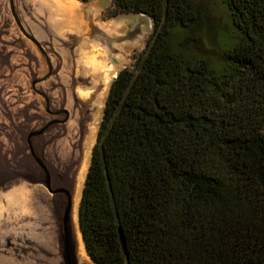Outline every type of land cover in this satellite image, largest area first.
<instances>
[{"label": "trees", "instance_id": "obj_1", "mask_svg": "<svg viewBox=\"0 0 264 264\" xmlns=\"http://www.w3.org/2000/svg\"><path fill=\"white\" fill-rule=\"evenodd\" d=\"M110 1L109 18L145 15L152 32L105 100L79 205L88 253L264 264V0H221L240 37L218 64L171 43L199 21L188 0Z\"/></svg>", "mask_w": 264, "mask_h": 264}, {"label": "water", "instance_id": "obj_2", "mask_svg": "<svg viewBox=\"0 0 264 264\" xmlns=\"http://www.w3.org/2000/svg\"><path fill=\"white\" fill-rule=\"evenodd\" d=\"M28 9L22 0H0V227L11 212L20 218L24 195L41 235L28 242L24 264H98L79 221L97 137L85 167L95 112L91 96L98 90L83 96L74 75L75 47L53 38Z\"/></svg>", "mask_w": 264, "mask_h": 264}, {"label": "rangeland", "instance_id": "obj_3", "mask_svg": "<svg viewBox=\"0 0 264 264\" xmlns=\"http://www.w3.org/2000/svg\"><path fill=\"white\" fill-rule=\"evenodd\" d=\"M188 1L195 7L199 21L197 24H191L184 35L179 36L176 33L171 43L186 41L192 54L208 58L213 64H218L222 60L223 52L229 47L227 42H237L240 36L232 28L228 12L221 0ZM78 5L85 21L91 26V33L88 36L89 49L93 51L92 56L95 57L97 65L91 73L95 79L83 72L79 65L74 66V75L82 93L84 91L91 95L90 93L96 89L98 92L105 90L104 103L109 91V87L104 89L102 86L104 77L112 76L109 82L111 84L120 70L133 63L132 57L144 48L152 32V22L145 15L131 13L109 18L113 10L110 0H90L86 3L78 2ZM29 12L33 15L30 8ZM97 37L101 39L96 40ZM102 111L103 106L100 114ZM24 197L21 195L20 218L15 219L13 212L2 218L0 264H24L25 260L29 261L28 249L32 248L29 241L33 240L34 235L38 238L41 236L38 216L28 210ZM23 249L26 252L25 256L21 254Z\"/></svg>", "mask_w": 264, "mask_h": 264}, {"label": "bare ground", "instance_id": "obj_4", "mask_svg": "<svg viewBox=\"0 0 264 264\" xmlns=\"http://www.w3.org/2000/svg\"><path fill=\"white\" fill-rule=\"evenodd\" d=\"M26 6L30 8L35 17L49 30L53 38L69 41L75 47L77 57V64L81 67L82 71L87 73L92 79L94 75V69L97 65L93 51L89 49L90 40L88 36L91 33V26L89 22L85 21L81 9L77 0H22ZM100 36V35H99ZM101 39L97 37L96 40ZM89 51V52H88ZM114 76V75H113ZM112 76H105L102 81L104 89H108L109 82ZM95 79V78H94ZM104 91L95 92L91 96L93 108L95 110L93 115V121L88 131L87 144V162L84 165L87 167L89 161L90 149L93 145L97 125L99 122L100 111L103 106V93ZM83 96H88L87 92H84ZM84 167V168H85ZM86 169V168H85ZM85 171L82 173L81 181L84 178ZM14 202L10 201L8 208H12ZM76 217V216H75ZM82 258H87L83 245L81 244Z\"/></svg>", "mask_w": 264, "mask_h": 264}]
</instances>
